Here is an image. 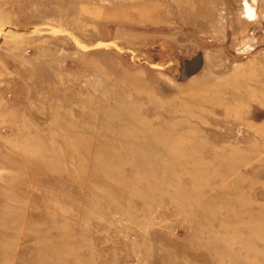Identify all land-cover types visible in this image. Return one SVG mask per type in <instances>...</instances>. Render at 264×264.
Segmentation results:
<instances>
[{
    "label": "rangeland",
    "instance_id": "obj_1",
    "mask_svg": "<svg viewBox=\"0 0 264 264\" xmlns=\"http://www.w3.org/2000/svg\"><path fill=\"white\" fill-rule=\"evenodd\" d=\"M0 264H264V0H0Z\"/></svg>",
    "mask_w": 264,
    "mask_h": 264
}]
</instances>
